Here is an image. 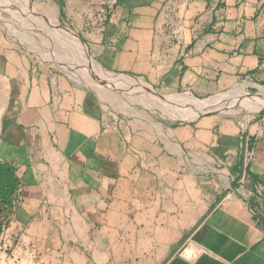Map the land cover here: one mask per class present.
Instances as JSON below:
<instances>
[{"label": "crops", "instance_id": "1", "mask_svg": "<svg viewBox=\"0 0 264 264\" xmlns=\"http://www.w3.org/2000/svg\"><path fill=\"white\" fill-rule=\"evenodd\" d=\"M35 11L34 25L59 27ZM102 20L86 33L69 21L85 65L165 94L264 95V0H115ZM8 28L0 186L12 189L0 209L12 264H264V108L181 123L126 112Z\"/></svg>", "mask_w": 264, "mask_h": 264}, {"label": "rangeland", "instance_id": "2", "mask_svg": "<svg viewBox=\"0 0 264 264\" xmlns=\"http://www.w3.org/2000/svg\"><path fill=\"white\" fill-rule=\"evenodd\" d=\"M23 2H21V0H0V25L7 31L10 30L8 26L12 27L18 34L21 35L22 33L23 36L29 37L30 42L38 45L40 44V46L43 45L46 57L54 59L56 64L69 63L70 65L64 69H74L69 73L73 80L88 82L96 91L103 92L110 98L111 102L115 103V105L123 111L152 115L158 120L181 123L198 119L207 114L222 113L243 116L264 108L263 102H258L256 105L251 106L237 102L236 94L242 91L224 93L202 100L186 92L165 94L160 90L152 88L142 79L121 76L105 72V70L102 69L106 74L117 75L125 82H130L135 79L141 80L147 84L153 92L138 90L136 86L130 84L124 85V83L119 84L113 80H106L105 73L99 74L91 68L93 64L101 68V65L96 60H87V64L85 65L84 59H87V57L82 51L83 48L78 46L76 48L70 43L57 38L55 34L56 29L51 28L47 23L39 24V27L34 25L32 21L39 20L40 18L37 19L38 15L36 11L37 18H32L29 13L30 9L24 7ZM30 2L34 10H38V12H40V10H45L49 13L50 19L55 17V21H53L59 26L58 28L61 33L62 30L73 32L70 28L71 22H69L71 19L76 23L81 22L83 24V32L86 33L92 29L96 32L106 12L112 9L115 0H30ZM25 13H27V15H25ZM45 16L48 17L47 15ZM28 28H30V31ZM76 62L84 64L86 69L85 67L78 68L82 65ZM244 94L245 97H253V99L261 96V94L246 92H244ZM238 96L240 97L242 95L238 94ZM183 100H196L199 102L213 100V104L206 107L202 114L193 116L190 113L188 115L187 107L181 104ZM11 241V236L1 234L0 264H12Z\"/></svg>", "mask_w": 264, "mask_h": 264}, {"label": "bare ground", "instance_id": "3", "mask_svg": "<svg viewBox=\"0 0 264 264\" xmlns=\"http://www.w3.org/2000/svg\"><path fill=\"white\" fill-rule=\"evenodd\" d=\"M21 2L24 3V7L30 9V11H29L30 16L32 18L36 19L37 18L36 17V12H35V10H34V8L32 6V3L30 2V0H21ZM25 15H27V13H25ZM37 19H39V18H37ZM55 34H56L57 38L62 39L65 42L71 43L72 45H75L76 48H77V46L83 48V46L81 45L80 41L71 32L62 30V33H61L59 28H56V33ZM91 68L95 72H97L99 74L105 73L96 64H93L91 66ZM105 76H106V80H113V81H115V82H117L119 84L124 83V85L130 84V85L136 86L138 90H141V91L143 90V91H146V92H153V91L150 90V87L147 84H145L143 81H141V80H136L135 79V80H132L130 82L129 81L125 82V81L121 80V78L119 76H117V75L108 74V73L106 74L105 73ZM238 94H241L242 96L239 97ZM236 95H237L236 101L240 102V103H244L247 106L256 105V103L262 102V100H263L262 98H264V95H262V96H260L258 98L255 97L254 99H253V97H249L248 98L247 96L246 97L244 96L245 94H244L243 91L241 93L238 92ZM181 104L184 105L185 107H187L188 115L190 113L193 116H198V115H200V114H202L204 112L206 107H208L209 105L213 104V100L212 101H208V102H199V101H196V100H183V102Z\"/></svg>", "mask_w": 264, "mask_h": 264}, {"label": "trees", "instance_id": "4", "mask_svg": "<svg viewBox=\"0 0 264 264\" xmlns=\"http://www.w3.org/2000/svg\"><path fill=\"white\" fill-rule=\"evenodd\" d=\"M6 187L7 188H4V186H0V204L2 205H7V197L4 194V192L6 191L10 192L12 189V186L10 185H7ZM3 214H4V210L0 209V236L2 234L3 225L5 224V219H6L4 218Z\"/></svg>", "mask_w": 264, "mask_h": 264}]
</instances>
